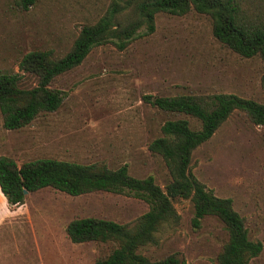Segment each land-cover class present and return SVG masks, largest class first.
<instances>
[{
    "label": "rangeland",
    "instance_id": "rangeland-1",
    "mask_svg": "<svg viewBox=\"0 0 264 264\" xmlns=\"http://www.w3.org/2000/svg\"><path fill=\"white\" fill-rule=\"evenodd\" d=\"M16 1L0 0L1 72H20L17 61L32 49L63 54L80 27L94 22L110 0H37L28 9ZM241 4L252 11L251 0ZM36 81L30 73L21 77L23 87ZM51 86L64 93L56 110L15 130L3 127L0 114V156L17 165L38 158L111 168L126 164L132 176L152 175L165 188L167 168L148 144L160 135L166 119L177 116L158 110L143 96L225 92L264 102V60L240 56L218 41L207 14L158 12L152 33L137 36L123 50L110 42L93 47ZM190 169L216 196L231 199L249 238L262 243L250 264H264V124L235 110L193 150ZM173 205L178 222L160 229L158 243L142 252L153 259L176 253L186 264H213L227 239L222 222L205 216L194 228L191 201L176 199ZM19 206L3 231L0 264H95L111 244L71 242L68 222L94 216L127 223L148 210L145 201L133 196L107 191L70 195L52 187L27 193Z\"/></svg>",
    "mask_w": 264,
    "mask_h": 264
},
{
    "label": "trees",
    "instance_id": "trees-1",
    "mask_svg": "<svg viewBox=\"0 0 264 264\" xmlns=\"http://www.w3.org/2000/svg\"><path fill=\"white\" fill-rule=\"evenodd\" d=\"M36 1L17 0L16 5L28 9ZM251 1L252 11L247 12L241 0H110L94 22L80 27L63 54L55 55L52 49H32L17 61L21 73L0 71L3 127L19 129L40 113L56 110L64 98L62 90L51 86L57 76L79 65L95 46L110 42L123 50L137 36L152 33L158 12L182 15L193 9L207 14L212 34L218 41L240 56H259L264 60V0ZM24 73L35 75L36 84L23 87ZM143 98L158 110L177 116L166 119L160 126V135L148 144L149 150L159 155L167 168L169 179L165 188L152 175L132 176L126 164L111 168L104 163L38 158L17 165L11 157L1 155L0 191L8 207L21 205L27 193L44 187L70 195L107 191L133 196L148 204V210L134 221L119 223L94 216L75 218L65 228L69 240L111 244L106 254L96 258L95 264H186L176 253L153 259L142 249L156 245L160 229L178 222L174 200L189 199L193 206L192 227L198 228L205 216H215L227 231V239L213 264H250L261 253L262 243L249 238L244 219L233 209L230 198L216 196L196 179L190 169L191 155L235 110L245 112L253 123L263 125L264 102L225 92Z\"/></svg>",
    "mask_w": 264,
    "mask_h": 264
},
{
    "label": "crops",
    "instance_id": "crops-1",
    "mask_svg": "<svg viewBox=\"0 0 264 264\" xmlns=\"http://www.w3.org/2000/svg\"><path fill=\"white\" fill-rule=\"evenodd\" d=\"M20 207L21 206L10 209L7 205L6 198L0 191V243H1V238H4L3 231H6L5 229L6 225L8 224L9 221L12 220V218L16 216V214L19 213Z\"/></svg>",
    "mask_w": 264,
    "mask_h": 264
},
{
    "label": "water",
    "instance_id": "water-1",
    "mask_svg": "<svg viewBox=\"0 0 264 264\" xmlns=\"http://www.w3.org/2000/svg\"><path fill=\"white\" fill-rule=\"evenodd\" d=\"M24 193H27V191H26V190H24Z\"/></svg>",
    "mask_w": 264,
    "mask_h": 264
}]
</instances>
